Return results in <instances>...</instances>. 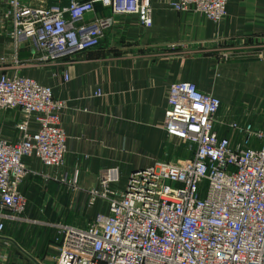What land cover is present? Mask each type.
I'll return each instance as SVG.
<instances>
[{
	"label": "built area",
	"instance_id": "2783aa9c",
	"mask_svg": "<svg viewBox=\"0 0 264 264\" xmlns=\"http://www.w3.org/2000/svg\"><path fill=\"white\" fill-rule=\"evenodd\" d=\"M95 1L0 0V31L31 37L41 50L39 61L66 48L84 50L101 42L110 23V17L78 22ZM99 1L112 12L137 14L144 26L152 23L150 0ZM226 2L175 0L171 5L220 22ZM220 105L219 97L191 80L172 82L164 128L168 136L184 140L192 154L133 169L123 190L113 185L120 179L119 166L102 168L99 186L88 191L89 203L100 197L107 209L83 223L56 224L54 264H264V121L255 123L250 110L241 119H226ZM3 108L16 109L19 119L15 139L0 137V233L4 222L23 218L20 185L30 169L22 156H34L55 171L67 149L59 123L63 101L48 85L0 72ZM5 257L0 253V261Z\"/></svg>",
	"mask_w": 264,
	"mask_h": 264
},
{
	"label": "crops",
	"instance_id": "0c3cea01",
	"mask_svg": "<svg viewBox=\"0 0 264 264\" xmlns=\"http://www.w3.org/2000/svg\"><path fill=\"white\" fill-rule=\"evenodd\" d=\"M150 1L152 23L144 26L137 14L112 12L96 0L78 22L110 17L101 42L84 50L66 48L42 61L31 37L0 31V72L48 85L63 101L59 123L67 133L55 171L34 156H22L30 169L20 185L23 218L4 222L0 253L6 257L0 264H54L56 224L83 223L102 206L107 209L100 197L89 203L88 191L99 186L102 168L119 166L117 186L155 159L180 161L192 154L164 128L172 82L191 80L219 97L226 119H241L250 110L255 123L264 121V0H227L220 22L193 8L176 9L175 0ZM18 117L16 109H0V137L16 138ZM223 133L231 134L227 127Z\"/></svg>",
	"mask_w": 264,
	"mask_h": 264
},
{
	"label": "rangeland",
	"instance_id": "374dc122",
	"mask_svg": "<svg viewBox=\"0 0 264 264\" xmlns=\"http://www.w3.org/2000/svg\"><path fill=\"white\" fill-rule=\"evenodd\" d=\"M114 187H116V189H119V190L125 189V180H124V178H122L120 180L119 184L117 186H114ZM104 209H105L104 206H102L101 210L103 211Z\"/></svg>",
	"mask_w": 264,
	"mask_h": 264
}]
</instances>
